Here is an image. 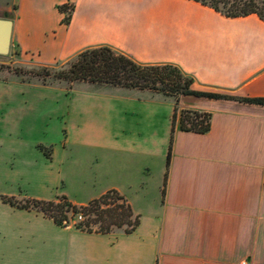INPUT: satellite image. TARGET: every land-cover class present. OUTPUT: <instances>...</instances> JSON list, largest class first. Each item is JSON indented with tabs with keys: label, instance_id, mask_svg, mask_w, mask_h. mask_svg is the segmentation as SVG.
I'll list each match as a JSON object with an SVG mask.
<instances>
[{
	"label": "crops",
	"instance_id": "crops-1",
	"mask_svg": "<svg viewBox=\"0 0 264 264\" xmlns=\"http://www.w3.org/2000/svg\"><path fill=\"white\" fill-rule=\"evenodd\" d=\"M0 12L19 63L52 67L106 46L175 66L195 90L264 100L255 15L226 18L191 0H0ZM182 110L208 114V130L181 131ZM81 168L90 182L75 189L96 195L57 193ZM109 190L137 217L128 234L61 227L3 200L80 206ZM0 264H264V105L0 75Z\"/></svg>",
	"mask_w": 264,
	"mask_h": 264
},
{
	"label": "trees",
	"instance_id": "trees-1",
	"mask_svg": "<svg viewBox=\"0 0 264 264\" xmlns=\"http://www.w3.org/2000/svg\"><path fill=\"white\" fill-rule=\"evenodd\" d=\"M191 1L206 6L226 18L255 15L264 21V0ZM57 10L63 15L61 23L67 24L72 6L61 5ZM53 76L68 83H87L134 89L175 99L179 96H193L264 105L263 99L237 98L211 90H195L192 88L193 80L175 66L139 64L106 46L89 48L79 52L64 62L54 72ZM175 120L174 109L171 121L172 128ZM177 123L181 131L201 134L209 128V115L182 110L177 116ZM168 160L169 148L165 160L166 166ZM3 200L19 208L40 212L44 217L61 227L68 226L69 219L78 216L82 220L74 224L73 227L85 232L108 234L116 229L128 234L134 230L138 223L137 217L132 214L127 202L113 190H109L80 206L72 204L64 196H58L52 201L25 199L22 202H16L12 198H3Z\"/></svg>",
	"mask_w": 264,
	"mask_h": 264
},
{
	"label": "rangeland",
	"instance_id": "rangeland-1",
	"mask_svg": "<svg viewBox=\"0 0 264 264\" xmlns=\"http://www.w3.org/2000/svg\"><path fill=\"white\" fill-rule=\"evenodd\" d=\"M13 10V5L10 7V11ZM2 13L0 12V17H2ZM63 63L61 64H56L55 66L52 67H41L38 65H33V64H23L19 63L17 59H15V51H13L11 45H9V50L6 55L0 56V75L3 74H10L11 76L20 78L22 81L26 82H32V83H38V84H47V85H59L63 87L64 89H71L78 83H68L62 80H59L55 78L54 72L62 66ZM92 85V84H90ZM95 87H105L103 85H92ZM58 124V135L57 137H61V119L57 121ZM42 176L44 180H49V170L47 168L42 169ZM54 182V181H53ZM90 182V176L87 174V171L85 168H81L79 172H77L76 177L71 178V180L63 179L62 182L58 181L57 185V193H65V196L69 199H75V200H83L86 199V197H89L90 194H87L91 191L93 195H96L97 193V187H95L93 190H91L88 187V191H82V187L85 185L87 186ZM78 185L80 186L81 193L77 192L75 187ZM75 193V194H74ZM78 193V194H77ZM80 195V196H79ZM79 197V198H78ZM69 216V215H68ZM82 220L80 217L75 216L73 218L69 219L68 226H72ZM94 228V227H93ZM114 231H121V230H114Z\"/></svg>",
	"mask_w": 264,
	"mask_h": 264
},
{
	"label": "water",
	"instance_id": "water-1",
	"mask_svg": "<svg viewBox=\"0 0 264 264\" xmlns=\"http://www.w3.org/2000/svg\"><path fill=\"white\" fill-rule=\"evenodd\" d=\"M11 20L6 14L0 17V56L7 54L10 45Z\"/></svg>",
	"mask_w": 264,
	"mask_h": 264
}]
</instances>
